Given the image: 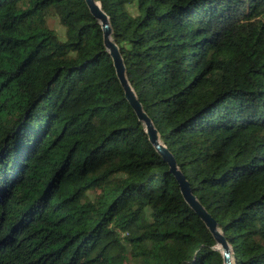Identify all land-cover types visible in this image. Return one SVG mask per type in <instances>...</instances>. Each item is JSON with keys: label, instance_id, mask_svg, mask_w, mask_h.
Wrapping results in <instances>:
<instances>
[{"label": "trees", "instance_id": "trees-1", "mask_svg": "<svg viewBox=\"0 0 264 264\" xmlns=\"http://www.w3.org/2000/svg\"><path fill=\"white\" fill-rule=\"evenodd\" d=\"M99 1L235 264H264V0ZM215 245L84 0H0V264H223Z\"/></svg>", "mask_w": 264, "mask_h": 264}, {"label": "water", "instance_id": "water-1", "mask_svg": "<svg viewBox=\"0 0 264 264\" xmlns=\"http://www.w3.org/2000/svg\"><path fill=\"white\" fill-rule=\"evenodd\" d=\"M90 14L99 22L102 31L103 45L111 56L112 64L115 69V74L123 88L124 96L135 111L137 118L144 124V130L148 136L149 141L154 146L155 150L168 163L169 170L176 178L180 192L184 200L194 210V212L201 218L205 226L211 232L216 241L214 246L220 250L223 264H235L232 256V247L228 242L216 219L207 211L203 204L198 200L193 193L191 185L178 167L176 159L172 152L167 148L166 144L160 139L157 128L152 119L144 110L140 100L138 99L132 85L130 84L127 75L124 60L118 44L112 38V26L108 14L102 9L99 0H84Z\"/></svg>", "mask_w": 264, "mask_h": 264}, {"label": "rangeland", "instance_id": "rangeland-1", "mask_svg": "<svg viewBox=\"0 0 264 264\" xmlns=\"http://www.w3.org/2000/svg\"><path fill=\"white\" fill-rule=\"evenodd\" d=\"M127 8L130 9L132 12H135V7L131 6V4L127 5ZM49 24H50L51 27L56 29V31L59 34L63 35V32H64L63 27L58 23L57 20L52 19V20H50Z\"/></svg>", "mask_w": 264, "mask_h": 264}]
</instances>
